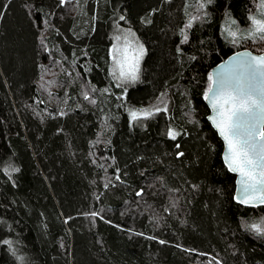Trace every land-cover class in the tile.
Instances as JSON below:
<instances>
[{"label":"trees","instance_id":"trees-1","mask_svg":"<svg viewBox=\"0 0 264 264\" xmlns=\"http://www.w3.org/2000/svg\"><path fill=\"white\" fill-rule=\"evenodd\" d=\"M201 2L0 0V264H264V206L235 202L204 101L254 0ZM124 29L147 51L131 83Z\"/></svg>","mask_w":264,"mask_h":264},{"label":"snow or ice","instance_id":"snow-or-ice-1","mask_svg":"<svg viewBox=\"0 0 264 264\" xmlns=\"http://www.w3.org/2000/svg\"><path fill=\"white\" fill-rule=\"evenodd\" d=\"M252 22L256 26L253 35L259 33L264 39V22L255 19ZM230 35L235 36V33ZM120 39L117 36L118 43L113 46V75L118 72V79L134 82L138 79L144 48L134 45L127 37L120 46ZM234 60L248 75L233 72L221 73L219 78L209 76L211 83L205 99L209 100L214 113L211 121L226 145L225 162L230 171L240 176V192L245 197L240 202L254 200L264 204V57L238 56ZM130 115L135 121L141 116L148 118L152 113L133 111ZM168 135L175 139L178 133L169 131ZM252 228L261 232L259 225Z\"/></svg>","mask_w":264,"mask_h":264},{"label":"rangeland","instance_id":"rangeland-1","mask_svg":"<svg viewBox=\"0 0 264 264\" xmlns=\"http://www.w3.org/2000/svg\"><path fill=\"white\" fill-rule=\"evenodd\" d=\"M202 0H200L199 3V10H201L204 7V4H202L201 2ZM262 3H264V0H254V6H253V10L251 11V25L248 29H241L237 26V24L232 20H228L225 25H224V33H226V35L228 36V38L233 42L236 43L238 45H242L244 44L245 47L244 48H248L246 46H250V42L252 43L253 41L255 42H259V45L264 44V39L260 38V34L256 33L255 35H253V33L255 32V25L253 24V19L264 22V7H262ZM203 5V6H202ZM197 17L194 16L193 18L190 19V24H193L194 19H196ZM131 33V35H130ZM230 33H235V36L230 35ZM186 35V34H185ZM119 36L121 39L119 41V45L122 46L125 37H127V39L131 42H133L134 45H143L144 48V55L140 60V65H139V73H138V79H140L141 77V73H142V67H143V63L146 57V48L144 46V44L142 43V41L140 40L139 36L137 35V33L134 30L131 29H124L122 32L118 33L116 35V37ZM117 40H115V44L117 45ZM261 49V48H260ZM258 50V49H257ZM259 51V50H258ZM113 50H112V58H113ZM118 72H117V76H118ZM118 78V77H117ZM121 80V79H120ZM136 80V81H137ZM124 81V80H123ZM124 82H132V81H124ZM135 82V81H134Z\"/></svg>","mask_w":264,"mask_h":264},{"label":"water","instance_id":"water-1","mask_svg":"<svg viewBox=\"0 0 264 264\" xmlns=\"http://www.w3.org/2000/svg\"><path fill=\"white\" fill-rule=\"evenodd\" d=\"M238 56L264 57V52L257 53V52L252 51L251 49H247V48L237 50L234 53H232L230 56H228L226 59L221 61L219 64L214 66L211 70V76L219 78V75L221 73H224L225 75H230L233 72L247 76L248 73L245 72V70L243 68L239 67L237 62L234 60V58H236ZM204 101H205V104L207 105V107L209 109V114L207 116V119L223 143L222 159H223L225 166L229 170V168L225 162V159H224L226 151H227L225 142L211 121V117L214 115V113H213V110H212V107H211L209 100L204 99ZM229 172L236 177V190H235V195H234V200L236 203H238L241 206L249 207V208H257V207L264 206V204H260L254 200H249L246 203H241L240 201L245 199V197H243V195L240 192V184L238 183V181L240 180V176L238 173L232 172L230 170H229Z\"/></svg>","mask_w":264,"mask_h":264}]
</instances>
